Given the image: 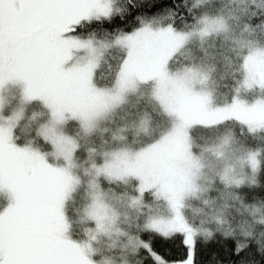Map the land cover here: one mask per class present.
Segmentation results:
<instances>
[{
  "label": "snow or ice",
  "instance_id": "6c2138e0",
  "mask_svg": "<svg viewBox=\"0 0 264 264\" xmlns=\"http://www.w3.org/2000/svg\"><path fill=\"white\" fill-rule=\"evenodd\" d=\"M0 264H264V0H0Z\"/></svg>",
  "mask_w": 264,
  "mask_h": 264
},
{
  "label": "clouds",
  "instance_id": "9594fccd",
  "mask_svg": "<svg viewBox=\"0 0 264 264\" xmlns=\"http://www.w3.org/2000/svg\"><path fill=\"white\" fill-rule=\"evenodd\" d=\"M218 134H222V133H216L214 131H209V132L204 133V136L207 137L208 142H211V140L214 139L215 136H217ZM190 203L193 204L194 206H199L198 201L193 200Z\"/></svg>",
  "mask_w": 264,
  "mask_h": 264
}]
</instances>
